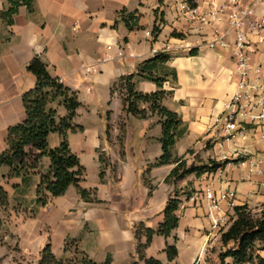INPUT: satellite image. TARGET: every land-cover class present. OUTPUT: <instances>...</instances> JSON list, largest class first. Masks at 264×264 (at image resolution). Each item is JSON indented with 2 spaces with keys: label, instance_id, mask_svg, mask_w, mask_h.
<instances>
[{
  "label": "crops",
  "instance_id": "obj_1",
  "mask_svg": "<svg viewBox=\"0 0 264 264\" xmlns=\"http://www.w3.org/2000/svg\"><path fill=\"white\" fill-rule=\"evenodd\" d=\"M184 1L33 0L30 10L25 5L18 7L11 25L0 18V153L5 149L8 128L24 120L21 97L35 85L26 68L38 56L48 65L50 75L77 95L79 106L73 123L80 129L68 132L67 141L85 168L79 186L92 190L95 199L85 202L70 186L64 195L49 199L32 215L40 174L49 167L47 158L40 160L39 171L24 183L21 178L0 179L8 197L7 205L0 207V264L14 257L13 253L36 262L47 244L59 258L67 240L76 241L79 251L96 264H105L107 257L111 264H143L136 251L145 237L138 241L135 228L142 223L155 230L163 221L169 198H176L178 205L186 204L181 211L177 208L178 227L168 238L155 235L144 250L145 257L160 264H221L220 254L234 244L223 247L220 233L211 229L208 201L202 196L198 202H188V198L201 195V187L208 184L215 193L235 190L234 207L247 205L255 213L264 208V173L258 172L264 168V141L259 132L249 131L238 144L246 150L240 160L255 163L249 171V163L238 165L231 156V144L215 128L224 102L236 88L232 52L197 49L211 38L213 27L199 30L182 18L179 11ZM241 1L250 4L253 0ZM190 2L203 8L208 0ZM6 7L7 0H0V12ZM123 10L138 16L137 28L130 31L122 21L116 22ZM255 12L264 16V0H259ZM154 27L158 28L155 34ZM216 29L224 30L226 24H218ZM249 40L252 65L264 67V45L256 49V38L250 35ZM179 46L188 48L176 50ZM159 54L169 59L147 65L146 72L165 77L161 105L177 114L186 128L173 155L186 160L187 165L197 157L216 163L231 161L208 178L204 173L190 175L176 185L166 184L175 164L156 165L162 154L161 117L126 116L122 95L111 93L115 82L131 75L135 76V91L156 92L153 82L136 75L140 65ZM58 115L64 116L65 111L59 109ZM59 143L57 134L49 135V147ZM146 181L153 187L151 195ZM189 191L195 193L187 195ZM222 215L228 217V226L233 209L223 202L214 217ZM167 246H174L177 252L171 261ZM259 255L264 258V251ZM222 262L232 264V259Z\"/></svg>",
  "mask_w": 264,
  "mask_h": 264
},
{
  "label": "trees",
  "instance_id": "obj_2",
  "mask_svg": "<svg viewBox=\"0 0 264 264\" xmlns=\"http://www.w3.org/2000/svg\"><path fill=\"white\" fill-rule=\"evenodd\" d=\"M20 5H25L30 10L33 0H7V7L0 12V18L11 25L12 18ZM118 20L122 21L130 31L137 28L138 16L133 12L126 10L119 12L116 22ZM156 32H158V28L154 27L153 34ZM168 59L167 55L159 54L153 59L145 61L138 69L136 77L153 82L158 88L156 92L142 94L135 91L133 82L135 76L131 75L121 77L115 82L111 93L118 92L119 95H122L123 112L126 116L131 115L145 119L156 114L161 117L162 154L156 165L175 164L165 179L166 184H175L193 173L197 175L203 172L205 174L213 173L225 166L226 162L216 163L211 160L208 164L209 169L204 170L196 168L193 164L188 166L186 160L173 155V148L177 140L185 134L186 128L177 114L161 105L165 92L160 88L165 77H156L151 72H146L145 69L147 65L164 63ZM26 70L35 78V85L21 97L25 114L24 120L7 130L5 149L0 153V179L21 178L24 183L31 173L39 171L40 160L47 158L49 167L40 174L39 184L35 191V207L31 211L32 215L36 214L39 208L46 206L49 199L64 195L70 186L77 189L79 196L85 202H95L92 197L93 191L79 186L85 177V168L81 166L77 156L71 152L67 141L68 132L80 129L73 123L75 111L79 106L76 93L64 86L58 78L52 77L48 65L38 56L29 62ZM59 109L65 111L64 116L58 115ZM122 126L123 124H121ZM51 134H57L60 138L57 147L51 148L48 145V137ZM100 160L105 163L102 157ZM146 183H149L148 189L149 195H151L153 187L150 182L146 181ZM7 201V194L0 185V207L7 205ZM178 203L176 198L168 199L162 212L163 221L155 230L145 227L142 223L135 228L134 234L138 241L141 236L145 237V243H138L137 246L139 262L160 264L153 258H146L144 250L155 235L168 238L171 232L178 227L179 218L176 216ZM219 233L224 247L230 243L234 244L233 247L226 248L220 254L221 264L227 257L232 259V264H264V258L259 255L260 251H264V208L260 213H254L247 205L234 207L233 216L227 228ZM69 249H73V258L66 257ZM165 251L169 261L177 254L174 246H167ZM75 257H79L78 261H75ZM74 262L96 264L79 251L76 241L67 240L63 256L55 257L51 252V245L47 244L40 252L36 264H73ZM105 264H111L110 257H107Z\"/></svg>",
  "mask_w": 264,
  "mask_h": 264
},
{
  "label": "built area",
  "instance_id": "obj_3",
  "mask_svg": "<svg viewBox=\"0 0 264 264\" xmlns=\"http://www.w3.org/2000/svg\"><path fill=\"white\" fill-rule=\"evenodd\" d=\"M259 0L244 4L241 0H208L206 7L193 6L190 0L184 1L180 6L179 15L186 21L196 24L197 29L212 26L213 32L209 40H204L197 49L203 47L211 51L230 49L232 59L236 66V88L229 100L224 102L223 111L216 119L215 128L219 130L226 142L232 146L231 156L240 167L247 163L249 171L255 166L254 162L240 160L245 156L246 150L238 144L247 138V133L259 132V138L264 141V67L252 65L251 42L249 36L256 40L255 48L264 45V16H256L255 7ZM226 24V29H216L218 24ZM232 35V38H231ZM188 47H177L183 50ZM264 162V160H263ZM256 167V166H255ZM264 173V168L258 170ZM212 173H206L208 177ZM202 188V194L195 193L188 198V202H198L201 196L208 201L207 217L211 221V229L220 232L226 225L228 217L222 215L214 217L219 211V204L225 203L228 209L234 208L236 192L226 189L215 193L207 184ZM186 206L178 205V211Z\"/></svg>",
  "mask_w": 264,
  "mask_h": 264
},
{
  "label": "rangeland",
  "instance_id": "obj_4",
  "mask_svg": "<svg viewBox=\"0 0 264 264\" xmlns=\"http://www.w3.org/2000/svg\"><path fill=\"white\" fill-rule=\"evenodd\" d=\"M209 162H211V160H200L198 157H197V159H195V162H193L192 164L196 167V168H202V169H204V170H207V169H209V167H208V164H209ZM215 162V161H214ZM223 162H226L225 164H227V163H231V161H229V160H227V159H225V160H223V161H220V163H223ZM188 166H190V165H188ZM204 173V172H203ZM203 173H200V174H196V173H193V174H190V175H193V176H196V177H199L201 174H203ZM190 175H188V176H190ZM188 176H186L184 179H186ZM206 177V176H205ZM205 177H204V179H205ZM206 178H208V177H206ZM203 179V178H202ZM202 179L200 178V180L202 181ZM203 179V180H204ZM174 185H176V182H175V184ZM195 193L194 191H189L188 192V194L187 195H191V193ZM261 210H262V208H260V210H258V211H256V212H258V213H260L261 212ZM255 213V212H254ZM231 219V218H230ZM226 225H224L223 227H222V229L221 230H225L226 229ZM224 247V246H223ZM227 247V246H226ZM225 247V248H226ZM72 251H73V249H69V253L68 254H66V257L67 258H73L74 256H73V254H72ZM15 252V251H14ZM15 253H13L12 255L14 256V257H12V258H9L8 260H5V261H3L1 264H28V263H32V264H36L37 262H38V260L36 261V262H33L32 260H30V259H27V258H24V257H22V256H18L17 254H15ZM220 257V256H219ZM78 259H79V257H75V261H78ZM73 264H77L76 262H74ZM249 264H251V263H249ZM255 264V263H254Z\"/></svg>",
  "mask_w": 264,
  "mask_h": 264
}]
</instances>
